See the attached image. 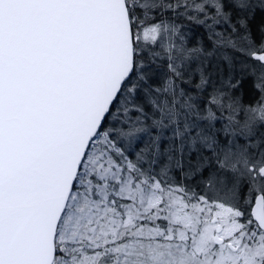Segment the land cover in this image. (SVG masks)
Returning a JSON list of instances; mask_svg holds the SVG:
<instances>
[{"label": "snow or ice", "instance_id": "1", "mask_svg": "<svg viewBox=\"0 0 264 264\" xmlns=\"http://www.w3.org/2000/svg\"><path fill=\"white\" fill-rule=\"evenodd\" d=\"M0 264H264V0H0Z\"/></svg>", "mask_w": 264, "mask_h": 264}]
</instances>
